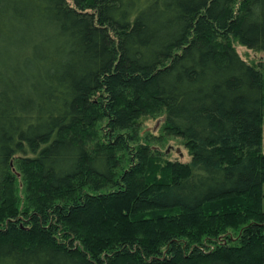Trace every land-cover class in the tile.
<instances>
[{
  "label": "trees",
  "instance_id": "obj_1",
  "mask_svg": "<svg viewBox=\"0 0 264 264\" xmlns=\"http://www.w3.org/2000/svg\"><path fill=\"white\" fill-rule=\"evenodd\" d=\"M236 46L264 56V0H0V214L14 169L28 193L0 264H264V58ZM147 115L190 161L116 176Z\"/></svg>",
  "mask_w": 264,
  "mask_h": 264
},
{
  "label": "rangeland",
  "instance_id": "obj_2",
  "mask_svg": "<svg viewBox=\"0 0 264 264\" xmlns=\"http://www.w3.org/2000/svg\"><path fill=\"white\" fill-rule=\"evenodd\" d=\"M236 51L243 60L250 64H255L264 58L263 55L247 50L241 46H236ZM161 123L162 121L160 115L142 116L137 120L134 127V134L136 133L138 136V145H136L131 150V153H125L122 150H118L112 155L113 163L118 164V167L115 171L116 176L128 171L131 169V167H133L134 164H136L132 155L135 151H137L139 145H147L155 152V154L157 153L160 155L157 156L156 154L154 157H152L151 161L148 163L149 165L145 167L144 172L139 175L140 181L143 182L145 180L148 183L150 178H160V181L166 180L170 173L168 166L169 164H173L174 162L188 163L190 161V156L188 153L189 151L186 148L184 142L172 134H166L161 128ZM104 131V125L97 123V125L87 128L84 133L79 135L88 152H93L99 148V145L103 141ZM261 148L262 153L264 154V126L262 127ZM14 174L16 176V182L10 193L11 198L8 201L9 207H6V209H4L1 213L4 217H2L0 214V226H4L8 222L5 220V215L10 216L12 213L14 214L17 213V211L23 210V208L26 206V195H28V193H25L21 176L15 169ZM84 189V191L90 194L96 192L90 187H86ZM108 190H111L109 189V186H105L104 188L100 189L101 192H107ZM260 190L264 196V183L262 184ZM11 204L13 207H15V210L14 208L10 207ZM261 208L264 211V197L261 201ZM206 211L207 210H203V213L206 214ZM2 221L4 222L2 223ZM228 235L229 233L220 236L217 239L216 244H223L225 237Z\"/></svg>",
  "mask_w": 264,
  "mask_h": 264
},
{
  "label": "water",
  "instance_id": "obj_3",
  "mask_svg": "<svg viewBox=\"0 0 264 264\" xmlns=\"http://www.w3.org/2000/svg\"><path fill=\"white\" fill-rule=\"evenodd\" d=\"M179 152V151H178Z\"/></svg>",
  "mask_w": 264,
  "mask_h": 264
}]
</instances>
